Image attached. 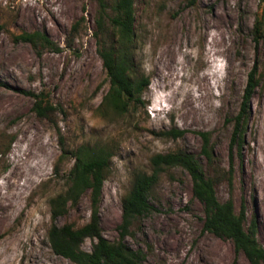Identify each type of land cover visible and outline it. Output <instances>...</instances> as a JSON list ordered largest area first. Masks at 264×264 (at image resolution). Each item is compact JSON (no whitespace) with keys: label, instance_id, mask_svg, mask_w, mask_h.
<instances>
[{"label":"rangeland","instance_id":"rangeland-1","mask_svg":"<svg viewBox=\"0 0 264 264\" xmlns=\"http://www.w3.org/2000/svg\"><path fill=\"white\" fill-rule=\"evenodd\" d=\"M98 8V0H0V264H77L54 252L49 232L87 225L91 192L57 220L50 202L66 191L71 154L85 146L91 155L97 147L114 153L99 204L109 241L121 238L122 201L135 174L150 173L156 154L184 150L215 179L221 202L232 200L237 213L245 207L246 227L256 219L264 247V40L253 36L261 0H136V63L150 86L145 105L126 115L104 107L110 81L94 37ZM25 33L45 34L53 46L17 40ZM257 65L244 145L232 148ZM29 93L54 107L48 117ZM173 129L186 134L159 136ZM201 132L210 133L212 165L201 154ZM149 200L152 211L126 237L149 264H250L232 240L204 230L205 208L185 169H167ZM95 242L86 239L82 249L91 252Z\"/></svg>","mask_w":264,"mask_h":264},{"label":"trees","instance_id":"trees-1","mask_svg":"<svg viewBox=\"0 0 264 264\" xmlns=\"http://www.w3.org/2000/svg\"><path fill=\"white\" fill-rule=\"evenodd\" d=\"M99 8L94 37L98 53L103 61L110 81V90L104 99V107L114 113L126 115L132 110L145 105L144 94L150 86V79L138 73L135 39H136V0H116L110 5L107 0H98ZM196 0H191L194 5ZM262 13L256 18L253 36L259 44L264 40V0ZM112 10V13H110ZM76 27V26H75ZM17 40L36 44L41 41L46 46H53L47 35L25 33ZM59 51V48L56 49ZM258 65L251 72L244 92L240 113L236 116L232 148L242 147L249 120L250 103L260 83ZM36 99L35 111L40 117H48L54 107L49 103L43 106L41 97L29 93ZM186 134L184 130L173 129L159 134L161 137L178 139ZM203 139L202 156L209 165L215 162V154L210 145V133L201 132ZM62 157L70 155L61 138ZM91 147V146H90ZM89 147L78 149L74 154L75 162L67 178V189L50 202L52 217L57 220L68 212L70 204H76L83 194L90 191L92 201L91 221L80 228L73 225L59 227L53 225L49 232V241L57 255L77 264H149L144 251L135 250L126 243V237L134 221L153 209L150 195L167 169L181 167L188 171L193 180V194L204 205V230L217 237L227 238L234 242L236 250L243 252L250 264H264V247L257 239V222L252 221L246 227L247 214L242 206L240 213L235 210L232 200L221 202L216 193V181L207 176L201 161L192 153L177 152L159 153L150 159L151 172L136 173L131 190L123 198V216L120 225L121 238L111 242L104 237L100 225L99 204L103 186L108 176L111 159L114 153L110 148L97 147V152L88 153ZM95 148V147H92ZM91 148V149H92ZM233 171H229L232 181ZM86 239L96 240L91 252L84 251L82 244Z\"/></svg>","mask_w":264,"mask_h":264},{"label":"bare ground","instance_id":"bare-ground-1","mask_svg":"<svg viewBox=\"0 0 264 264\" xmlns=\"http://www.w3.org/2000/svg\"><path fill=\"white\" fill-rule=\"evenodd\" d=\"M170 238V237H169ZM169 240V239H168ZM167 241V240H166ZM173 245V244H172ZM167 246V245H166ZM169 247V246H168ZM35 262V261H34ZM37 262V261H36ZM33 263V262H32ZM33 264H46V263H42V262H40V263H33Z\"/></svg>","mask_w":264,"mask_h":264}]
</instances>
